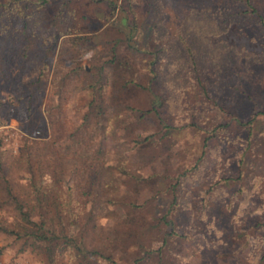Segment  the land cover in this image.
<instances>
[{
  "label": "rangeland",
  "instance_id": "374dc122",
  "mask_svg": "<svg viewBox=\"0 0 264 264\" xmlns=\"http://www.w3.org/2000/svg\"><path fill=\"white\" fill-rule=\"evenodd\" d=\"M39 1L0 0V264H79L59 236L79 242L81 217L98 191L94 170L99 166L112 172L126 201L141 205L153 196L151 189L113 170L120 157L108 147L160 137L154 118L135 125L131 108H149L145 91L129 90L110 100L104 90L105 104L120 109L117 115L131 125L130 132L125 136L119 127L118 141L107 138L82 155L76 144L81 133L76 127L87 110L83 73L94 79L96 69L111 59L113 46L116 59L132 61L139 74H148L140 59H154L158 92L169 102L166 114L174 129L161 140L165 146L149 147L155 158L141 170L144 176L162 177L157 204L165 208L174 196L180 209L172 215V230L189 236L170 240L163 249L165 263L264 264V28L249 13L254 9L264 22V0ZM133 23L131 46L139 53L126 42ZM76 35L92 38L90 48L75 53L62 43ZM75 65L79 78L61 81ZM202 87L223 112L202 101ZM252 109L259 114L248 141L242 128H220L197 170L178 183L163 179L199 156L203 135L194 132L192 120L210 131L228 114L244 122ZM90 121L96 129L90 143L97 145L104 123L95 112ZM97 147L105 153L96 154ZM169 183L173 189L165 190ZM16 204L32 221H45L52 232L47 235L56 238L45 243L29 237ZM106 207L122 215L115 204ZM151 216L147 208L139 220ZM96 222L106 231L112 227L108 218ZM82 243L89 248L92 242L82 238ZM115 245L114 261L128 264V254L136 253L131 243L122 237Z\"/></svg>",
  "mask_w": 264,
  "mask_h": 264
},
{
  "label": "trees",
  "instance_id": "16d2710c",
  "mask_svg": "<svg viewBox=\"0 0 264 264\" xmlns=\"http://www.w3.org/2000/svg\"><path fill=\"white\" fill-rule=\"evenodd\" d=\"M238 1L248 2V0H236V2ZM38 4L44 5L46 4V1L40 0ZM107 4L113 12H116V7L113 3L111 4L110 2H107ZM249 13L255 16L260 25L264 28V22L257 12L251 8ZM123 19L126 20V15L124 14ZM135 31L136 27L133 23L130 27L129 37L126 41L127 46L130 49L134 48L131 46V41L135 36ZM91 40L92 38L88 36L76 35L64 38L62 43L67 44L68 47L75 51V53H79L78 50L80 48H90ZM117 43L118 41H115L114 45ZM114 49L115 47L113 46L111 49V59L106 63L101 64L96 69L97 72L95 73L94 79H86L88 73H83V76L85 77L82 78V86L80 89L87 92V99L85 102L87 110L81 117L80 124L76 127L77 131L81 132L76 144L79 146L81 151L80 154L82 155L95 146L104 145L103 143L107 138H109L110 141H118L119 138L116 136V133L119 127H122L124 133H127L125 136L130 132L131 125L125 124L117 115L120 109L117 106H109L107 103L105 104L102 98L104 90L109 92L108 96L110 100H119L122 93L129 90L145 91L149 97V108L144 111L131 108L136 115L135 125H139L142 120L154 118L155 124L159 128L158 132H162L160 133V137L154 140H149L148 137H145L141 141H132L131 147H127L126 143H113L108 147L110 148L109 150H112L113 154L120 157L119 161L113 165V170H115L120 176L126 177L133 185L144 186L151 189L153 191V196L145 200L141 205H134L131 202L126 201L124 196L120 193V189L113 178L112 172L109 171L107 167L99 166L94 170L98 191L92 204L89 205L87 212L81 217L78 230V236L80 238L79 242L72 236L68 237L61 235L59 238L62 240L64 246L70 248L71 255L74 258L79 259V264H102L99 263L100 261L103 262V264H117L114 261L112 254L116 247V242H119L122 237L128 240L131 243V247L136 251V253L128 254V264H166L163 258V249L169 244L170 240L186 239L189 236L177 235L172 230V226L174 225L172 215L180 209L177 205L176 198L173 196L165 208L164 206H161V204H157V199L160 194L158 189L160 182L158 180L162 177L157 174L144 176L141 174V170L146 164L152 162L155 158V156L149 153L151 151V149L148 150L149 147L159 145L162 142L161 140L167 137L174 129L169 123L168 115L166 114V108L169 102L158 92L156 74L152 69L154 59H149L147 63H145L144 59H140L141 63L144 62L148 74H139L137 66L135 67L132 61L128 59H116ZM134 50H137L139 53L138 49L134 48ZM106 64L113 65L112 71H106L104 66ZM79 71L81 70L75 65V67H72L64 74H61L60 79L61 81H65L70 77L79 78ZM139 77L144 78V84L140 83ZM235 90L241 93V90L238 88ZM201 91L204 99H202V101H206V103L212 105L213 108L223 112V110L216 106L213 101L209 100L210 98L204 87L201 88ZM241 94H243V92ZM245 99L250 100V97L247 95L245 96ZM122 108L130 109V107L126 105H123ZM93 112H95L104 123L103 138L97 142V145L90 143L96 132L95 127L92 126L90 121V115ZM257 114L259 113L252 109L244 122L240 121L235 115L228 114V119L226 121L213 124L210 131H206L204 126L197 125L194 120H192L190 126L193 128L194 132L203 135L200 140L199 156L191 161V165L188 168L182 167L181 171L173 170L171 176H167L163 179H167L168 182L170 180V182L174 181L178 183L181 177H185V175L197 170L199 166H201V155H203V150L207 146V142L216 136V132L220 128H242L246 132L245 139L248 141L252 135L253 125ZM162 145L165 146L166 141L162 142L161 146ZM169 146L166 147L167 151L170 150ZM107 148L106 150H108ZM103 150L105 149L97 147L96 154L105 153ZM241 161L242 159L239 161L240 164ZM89 166L92 167L91 164H89ZM224 181L226 180L223 179L214 182L209 191H212L219 183H224ZM170 184L171 183H169V185L167 184L168 187H165L164 189L172 190L173 184ZM109 204H115L122 211V215H118L114 211H109L106 207V205ZM16 208L22 216L21 220L26 224L23 228L29 237L40 239L45 243H50V241H52L51 238H56L47 235L46 232L49 234L52 232L50 233V231L44 227L45 221L41 220L34 222L30 219V213L22 211L19 204H16ZM147 208L150 213L152 211V216L149 221L141 222L139 218L143 214V210ZM155 208L161 209L160 212L156 211ZM98 218L110 219L112 221V227L106 231L97 224L96 220ZM118 230L122 233L120 234ZM84 231L87 233H84ZM84 237L92 242L91 245H89V248H85V246L82 245V238L85 239Z\"/></svg>",
  "mask_w": 264,
  "mask_h": 264
}]
</instances>
